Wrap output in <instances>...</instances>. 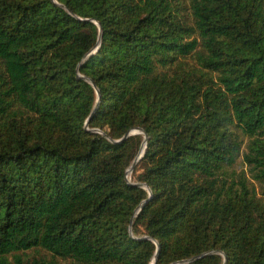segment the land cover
<instances>
[{
	"label": "trees",
	"instance_id": "16d2710c",
	"mask_svg": "<svg viewBox=\"0 0 264 264\" xmlns=\"http://www.w3.org/2000/svg\"><path fill=\"white\" fill-rule=\"evenodd\" d=\"M155 240L264 264V0H0V264H151Z\"/></svg>",
	"mask_w": 264,
	"mask_h": 264
},
{
	"label": "water",
	"instance_id": "95a60500",
	"mask_svg": "<svg viewBox=\"0 0 264 264\" xmlns=\"http://www.w3.org/2000/svg\"><path fill=\"white\" fill-rule=\"evenodd\" d=\"M98 25L100 26V36H99L98 43H97V45H96V46H95V47H94L89 53H87V55L85 56V58L83 59V61H84L85 59H87L90 55L96 53V52L98 51L99 47H100L101 40H102V28H101L100 23H98ZM79 75L82 76L81 74H79ZM83 77H84V76H83ZM84 78L87 79L91 84H93V85L95 86V83H94V81H93L92 79H90V78H88V77H84ZM96 90H97V93H98V101H97V103H96V106H95V108H94L92 114L90 115V117H89L88 120L86 121V126H87V128H89L88 125H89V122H90V120H91V117L93 116V114H94L95 111L97 110V108H98V106H99V103H100L101 91H100L98 88H96ZM90 130H92V131H97V132L102 133L103 135H106L102 130H99V129H90ZM138 133L144 135V140H143V142H142V146H141V149L139 150V153L137 154V156H136L135 159L133 160L131 166L127 169V173H128V172H131V171L134 170V168H135V166L137 165L138 161H139V160L142 158V156L145 154V150H146V147H147V141H148V138H149V137H148V134L145 132V130L142 129V128H139V127L134 128V129L128 131V132L124 135V137H123V138H127V137L130 136V135L138 134ZM123 138H122V139H123ZM134 183H135L136 185H139V186L145 187V188L148 189L149 192L151 193V188L149 187V185H148L147 183H144V182H134ZM144 203H145V201H143V202L141 203V205L136 209V212H138V211L143 207ZM132 226H133V218L131 219V222H130V225H129V231H130V234L133 236ZM141 238H147V239L149 238V239H151L149 236H146V235H145V236H142ZM155 242L157 243L158 249H157V251H156V254H155V256H154L153 261H152L151 264H157V259H158V255H159V252H160V244H159L156 240H155ZM209 253H210V251H209V252H205V253H203V254H201V255H199V256L191 257V258H189V259L183 260V261L178 262V263L192 262V261L196 260L197 258L202 257V256H204V255H206V254H209ZM222 254H223L224 257H225V264H227V257H226V254L223 253V252H222ZM173 264H177V263H173Z\"/></svg>",
	"mask_w": 264,
	"mask_h": 264
},
{
	"label": "rangeland",
	"instance_id": "374dc122",
	"mask_svg": "<svg viewBox=\"0 0 264 264\" xmlns=\"http://www.w3.org/2000/svg\"><path fill=\"white\" fill-rule=\"evenodd\" d=\"M134 169H135V168H134ZM138 172H139V171L134 172V170L131 171V172H128V173H127V177H128V179L131 181V180L134 178V176H136V175L138 174ZM32 254H35V252H32Z\"/></svg>",
	"mask_w": 264,
	"mask_h": 264
}]
</instances>
